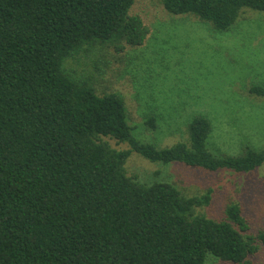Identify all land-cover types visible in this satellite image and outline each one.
<instances>
[{"label":"trees","instance_id":"1","mask_svg":"<svg viewBox=\"0 0 264 264\" xmlns=\"http://www.w3.org/2000/svg\"><path fill=\"white\" fill-rule=\"evenodd\" d=\"M136 0H0V264H251L264 230L250 231L238 202L224 219L198 211L212 188L185 195L170 181L144 182L126 163L151 161L250 172L264 146L237 155L210 149L211 118L187 122L169 146L135 135L119 92L99 94L68 64L84 54L142 45L150 28ZM227 31L264 0H162ZM250 93L264 96L253 83ZM156 116L145 124L156 129ZM136 128V127H135ZM110 140L128 147L118 149Z\"/></svg>","mask_w":264,"mask_h":264},{"label":"rangeland","instance_id":"2","mask_svg":"<svg viewBox=\"0 0 264 264\" xmlns=\"http://www.w3.org/2000/svg\"><path fill=\"white\" fill-rule=\"evenodd\" d=\"M130 12L150 28L142 45L119 53L108 47L68 66L89 77L99 94L124 96L134 134L169 146L188 139L187 122L200 114L213 121L209 146L215 154L237 155L246 144L264 146V96L248 90L253 83L264 86V12L246 10L227 31L194 15L171 14L162 0H136ZM149 116H156V129L145 124ZM110 141L118 149L128 147ZM126 168L144 182L170 181L188 196L212 188L210 203L199 212L224 219L227 206L238 202L250 231L264 230V164L243 173L209 171L134 152ZM251 264H264V245Z\"/></svg>","mask_w":264,"mask_h":264}]
</instances>
